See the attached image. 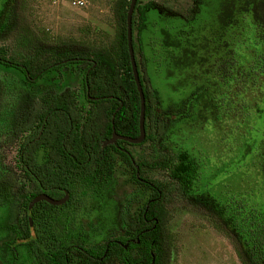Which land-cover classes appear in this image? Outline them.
<instances>
[{"label":"rangeland","instance_id":"rangeland-1","mask_svg":"<svg viewBox=\"0 0 264 264\" xmlns=\"http://www.w3.org/2000/svg\"><path fill=\"white\" fill-rule=\"evenodd\" d=\"M126 1L1 0L6 12L1 56L31 64L48 54L74 51L88 60L58 64L31 80L0 64V171L18 172L22 136L14 135V127L25 108L39 107L43 98L65 91L74 92L77 103L87 108L83 76L94 57L99 64L89 78L109 82L123 74L120 13ZM224 2L139 0L140 14L133 9V54L141 84L157 92V117L145 128L151 138L138 144L119 142L120 149L107 145L102 171L86 182L68 181L73 189H88L91 203L100 204V225L89 230L84 246L99 252L107 240L123 244L132 238L134 230L127 228L125 218L138 217L144 202L155 196L136 180L127 153L139 176L162 190L161 199L151 204L160 219L161 264H243L233 233L200 198L183 194L171 173L180 151L190 152L199 165L193 183L197 195L207 192L221 204H239L240 212L253 210L264 220V74L250 67L264 46L240 0L229 8V22L220 24ZM258 10L264 22V8ZM21 192V186L13 188L5 200L3 264H20L32 256L20 238ZM10 242L16 245L15 263ZM127 250L136 252L132 242ZM101 264H123L119 249Z\"/></svg>","mask_w":264,"mask_h":264},{"label":"trees","instance_id":"trees-1","mask_svg":"<svg viewBox=\"0 0 264 264\" xmlns=\"http://www.w3.org/2000/svg\"><path fill=\"white\" fill-rule=\"evenodd\" d=\"M128 3L129 0L125 3L126 7ZM138 3L139 0H136L133 9L140 14ZM235 3L234 0H225L222 4L219 14L222 26L229 22V8L235 6ZM239 3L250 11L257 35L264 46V22L258 13L260 7L264 8V0H240ZM125 13L126 10L120 13L121 76L111 75L113 81L109 82L99 76L89 78V74L99 64L97 57H94L83 76L84 95L89 104L87 108L77 103L74 92L65 91L43 98L39 107L28 106L16 119L14 135L18 132L22 136L17 149L18 172L0 171V232L6 229L5 200L13 188L21 186L23 219L20 238L32 251V256L25 257L20 264H101L117 248L123 264H161L163 240L159 233L160 219L151 209L152 201L155 203L162 197V190L158 186L149 181L148 187L155 191L145 212V216L151 214L153 217L150 224L145 223L142 211L138 217L125 218L127 228L136 230L132 240L136 252L130 253L127 249L131 243L126 248L123 245L117 247L114 240H107L106 249L103 247L99 252L84 246L89 230L100 225V204L91 203L88 189H85L86 192L78 191L68 185L71 179L86 182L89 176L102 171L107 145L101 146V140L110 134L111 117L118 134H137L139 98L132 81L126 50ZM5 14L0 0V29L4 27ZM133 22L131 19V24ZM77 55L74 51L48 54L31 64L0 55V64L18 69L26 79L31 80L58 64L88 60ZM250 67L264 74V48L256 55ZM219 68L222 76H226L225 63H221ZM117 87L125 93L124 98L119 96ZM142 90L146 128L157 117L154 102L157 92L147 90L143 85ZM86 94L91 98H87ZM148 138H151V132L145 133L144 140ZM198 168V162L190 152L180 151L178 162L172 166L171 173L176 177L181 192L200 198V202L221 218L239 245L238 252L243 264H264V220L253 210L240 212L239 204L231 207L221 204L207 192L197 195L193 183L198 177ZM261 173L264 178V158ZM64 192L67 197L61 203L54 204L46 199H59ZM72 238L74 242H70ZM9 245L12 263H15L16 245L13 242ZM0 264H3L1 260Z\"/></svg>","mask_w":264,"mask_h":264},{"label":"water","instance_id":"water-1","mask_svg":"<svg viewBox=\"0 0 264 264\" xmlns=\"http://www.w3.org/2000/svg\"><path fill=\"white\" fill-rule=\"evenodd\" d=\"M136 0H129L126 13H125V42H126V50L128 54V59H129V66H130V72L132 75V81L134 83L138 98H139V112H138V120H137V134L135 136H127V135H122L118 134L115 132L113 124H112V117H111V130H110V135L108 138L103 139L101 141V146H105L108 144L114 143L116 140H121L127 143L131 144H138L143 141L144 136H145V129H144V97H143V90H142V85L140 82L134 54H133V48H132V43H131V14L133 12V8L135 5ZM84 81L86 83V77L84 78ZM87 98L89 97L88 94H86ZM136 169V174H137V166H135ZM67 197V193L64 192L63 196L59 199H49L46 198L49 202L58 204L63 202Z\"/></svg>","mask_w":264,"mask_h":264},{"label":"flooded vegetation","instance_id":"flooded-vegetation-1","mask_svg":"<svg viewBox=\"0 0 264 264\" xmlns=\"http://www.w3.org/2000/svg\"><path fill=\"white\" fill-rule=\"evenodd\" d=\"M144 129H145V128H144ZM109 135H110V134H109ZM108 137H109V136H108ZM108 137H107V138H108ZM105 139H106V138H105ZM102 140H103V139H102ZM102 140H101V141H102ZM143 140H144V139H143ZM117 141L124 142V141H121V140H116L114 143H112V144H108V145H113V146L119 148V147H118V143H119V142H117ZM119 149H120V148H119ZM122 151H124V150H122ZM124 153H125V151H124ZM125 154H126L128 160H129L130 164L133 165V168H134V176H135L136 180L141 181L143 184H146L147 186H149V183H150V182L147 181V180L142 179V178L139 176V174H138V166L134 164V161L132 160V158H131L127 153H125ZM135 166H137V174H136ZM151 199H152V198H148V199L144 202V204H143V206H142V210H141V211H142V216H143V217L145 216V212L148 210V207H149V205H150V203H149L148 201L151 200ZM152 219H153L152 215H151V214H147V216H145V223H146V224H150V223L152 222ZM135 231H136V230H134V234H135ZM133 237H134V235H133ZM133 237H132V238H128V239H126V241H125L123 244H120L119 242H116L115 240H114V241H115L116 244H118V245H123V248H126L127 245L130 244V243L132 242ZM136 242H137V240H136ZM104 249H106L105 244H104Z\"/></svg>","mask_w":264,"mask_h":264},{"label":"built area","instance_id":"built-area-1","mask_svg":"<svg viewBox=\"0 0 264 264\" xmlns=\"http://www.w3.org/2000/svg\"><path fill=\"white\" fill-rule=\"evenodd\" d=\"M81 2V1H80Z\"/></svg>","mask_w":264,"mask_h":264}]
</instances>
